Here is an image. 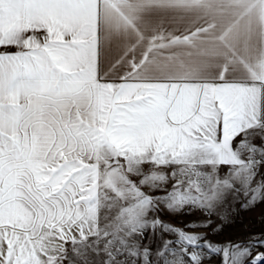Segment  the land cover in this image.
<instances>
[{
  "label": "snow or ice",
  "instance_id": "1",
  "mask_svg": "<svg viewBox=\"0 0 264 264\" xmlns=\"http://www.w3.org/2000/svg\"><path fill=\"white\" fill-rule=\"evenodd\" d=\"M0 49V264L264 246L161 219L264 202V0H0Z\"/></svg>",
  "mask_w": 264,
  "mask_h": 264
},
{
  "label": "rangeland",
  "instance_id": "2",
  "mask_svg": "<svg viewBox=\"0 0 264 264\" xmlns=\"http://www.w3.org/2000/svg\"><path fill=\"white\" fill-rule=\"evenodd\" d=\"M259 179V176L257 177ZM162 193H156L161 195ZM243 197L239 199H230L228 204H225L223 209L216 214L206 215L199 209L189 211L185 208L181 213H171L167 209L161 211V219L174 225L177 228H183L186 232L198 233L204 236L205 240L211 241L214 244H223L226 241L239 242L241 246H248L253 238H264V202H257L255 205L244 207ZM211 220L210 227H188L185 224L196 223L201 224L205 221ZM219 229V231H214ZM159 236V230H157ZM171 238L170 235L165 234L164 239ZM159 243V240H153L151 233L145 244ZM203 243V241H201ZM192 249H189L191 251ZM205 259L202 264H221L220 255H211L207 258V250H203ZM257 252H264V246L254 245L251 249V255L243 259V264H250L251 258ZM66 264H77V258L72 253L71 244L68 245V260Z\"/></svg>",
  "mask_w": 264,
  "mask_h": 264
},
{
  "label": "crops",
  "instance_id": "3",
  "mask_svg": "<svg viewBox=\"0 0 264 264\" xmlns=\"http://www.w3.org/2000/svg\"><path fill=\"white\" fill-rule=\"evenodd\" d=\"M9 50H11V51H15V49L14 48H12V49H9ZM0 51H4V49H0ZM70 244V243H69ZM68 244V245H69ZM68 245H66V247H67V249H68Z\"/></svg>",
  "mask_w": 264,
  "mask_h": 264
}]
</instances>
